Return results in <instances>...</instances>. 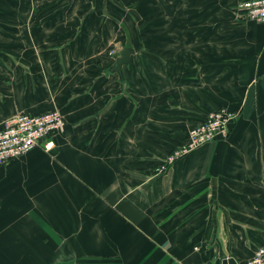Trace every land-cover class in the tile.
<instances>
[{
	"label": "crops",
	"instance_id": "obj_1",
	"mask_svg": "<svg viewBox=\"0 0 264 264\" xmlns=\"http://www.w3.org/2000/svg\"><path fill=\"white\" fill-rule=\"evenodd\" d=\"M21 1L0 3V127L5 118L19 112L41 113L58 109L55 106H66L70 116L85 115L91 121L102 112L103 123L121 125L119 139L125 138L127 107L137 123L145 122L142 115L156 112L157 107L167 112L171 121L175 113L181 118L178 122L192 123L189 128L222 107L238 111L239 118L230 125L227 136H218L177 158L164 178L148 182L157 185L167 215H172L166 216L165 230L142 226L140 221L132 230L126 220H140L142 215L127 213L125 197L110 200L114 206L117 202L119 209L105 201L103 195L111 194L110 187L118 186L119 194L124 193L127 181L123 176L94 179L88 185L104 190L89 195L87 203H95L101 210L54 214L59 219L62 214L85 218L81 227L75 222V228L82 231L71 233L73 222H60V228L65 227L61 234H37V252L24 243L25 234L19 236L10 225L5 230L12 245L17 236L20 242L16 245L24 250L17 257L7 250L8 257L0 258V264H147L145 257L156 250V240L165 241L170 251L176 252V259L169 257L168 264H223L227 257L245 264L264 244V22L247 19L238 10L243 0H217V27L198 28L207 35L191 36L187 24L176 36L178 46H172L170 52H138L126 45L134 51L118 72L113 69L116 61H110L109 56L118 40L110 24L102 25L100 33L95 32L96 25L78 32L79 8L88 4L78 0ZM98 4H93L94 11L100 10ZM234 8L242 16L233 13ZM49 80L51 84L59 82L56 95L47 92ZM145 80L149 88L143 86ZM129 94L137 101L132 107L126 104ZM147 95L155 103L148 108L142 104V100L147 103ZM163 100L166 105L159 106ZM188 130L178 145L187 139ZM60 131L50 135L53 145ZM53 148L40 144L8 164H0V188L5 187L7 178L4 193L26 197L22 200L25 210L3 213L0 218L20 215L22 231L33 229L30 219L46 218L39 210L30 211L31 192L40 193L47 184L44 177H38V187L31 190V171H39L45 164L30 161L50 154ZM48 238L58 241L54 251L62 257H44ZM113 252H118L117 257ZM151 256L157 264L156 256Z\"/></svg>",
	"mask_w": 264,
	"mask_h": 264
},
{
	"label": "rangeland",
	"instance_id": "obj_2",
	"mask_svg": "<svg viewBox=\"0 0 264 264\" xmlns=\"http://www.w3.org/2000/svg\"><path fill=\"white\" fill-rule=\"evenodd\" d=\"M14 1L21 0H0V3ZM78 2L88 4L83 10L79 8L78 32H84L96 25L95 32L100 33L101 26L107 23L114 30L115 38L118 40L111 46L113 48L109 51L110 61H116L119 51L126 45L134 46L138 52H149L150 50L170 52L172 46L175 49L178 46L179 39L177 37L183 33L187 24H189L191 36L207 35L205 30L198 31V28L203 29L204 25L217 27V0H78ZM94 3H99V11L93 10ZM233 13L241 15L236 8H234ZM171 37L176 38L172 41ZM142 76L147 79L145 75ZM56 84L59 85V82L51 84L49 80L46 85L50 86V90L46 91L56 95L58 92ZM143 86L149 88L148 80H145ZM127 88H131V85H128ZM33 91H37L36 88ZM39 91L42 97L43 89ZM54 95L51 96L52 102H55ZM129 96L131 97L127 98L126 104L132 107L137 101L133 99V95L129 94ZM144 98L147 103L142 100L143 107L148 108L151 104H155L150 101L149 95ZM165 105L166 101L163 100L159 106ZM54 108H58L63 112L66 125L56 135L60 138L53 145V150L49 151L50 154L48 153L46 156L37 155L30 161L35 164L38 162L45 164L41 170L31 171V175H33L30 178L31 190L34 191L35 187H38L35 180L38 177H44L47 184L41 187L40 193L37 191L31 192L30 211L39 210L45 213L46 218L30 219L33 229L27 227L25 231L21 230L20 222L23 219L20 215L16 218H0V258L8 257L7 250L9 253L12 251L15 257L24 250L21 249V245H16L20 242L17 240V236H14V245H12L9 239L10 235H7L5 230L10 225L14 226V232L18 231L19 236L21 233L25 234L26 242L24 243L31 244L34 250L38 246L39 235L37 234L59 235L65 230L64 225L60 228V222L64 224L73 222V230H69L71 233L82 231L75 228V222L81 227L80 222L85 221V218L79 217L77 219L73 215L71 217L74 218H70V214H62V219H59L54 218V214H57L56 211L60 210L62 213L72 210L79 212L101 210L102 208L95 207V203H87L89 195L93 196L104 190L103 187L88 185L91 182L90 180L93 181L94 179L106 180L112 178L117 180L119 177L125 178L123 180L127 181V186L124 193L119 194L118 186L110 187L109 193L111 194H104L103 197L113 209H119L120 205L116 202V206H114L110 203V200L118 201L117 196L125 197L127 213L132 216L136 211V213L142 215L140 220L133 218L126 220L132 230L140 226L139 221L142 226L155 225V227L158 226L159 229L165 230L166 216L171 218L172 215H167V204L157 185L148 182L159 180L162 175V178H164L165 173L170 169L168 167H171L175 161H167L170 149L179 142L183 134H186L189 125L192 123L178 122V119L181 118L175 113L172 115L174 121H171L167 117V112L161 111L158 107L156 112L142 115V118L146 119L145 122L137 123L136 117L132 115L133 112L131 113L129 107H127L124 124L125 138L119 139L118 128H121V125L118 127L117 123H103L101 120L102 112L97 114L95 121H91V117L86 118L85 115L80 118L75 115L70 116L69 108L66 106L62 108L55 106ZM187 126L188 128H186ZM179 131L181 133L177 134ZM41 152L44 153V151ZM54 152L55 154H53ZM6 164L8 163L6 162ZM6 180L7 178H5V187H7ZM60 181L61 184H59ZM5 187L0 188L2 189L0 190V214H13V211H15L14 214H17L25 210L26 205L22 200L25 201L26 197L19 196L16 198L7 191L4 193ZM113 193H115V196H112ZM37 194L44 197H38ZM142 194L145 196H142ZM174 217H176V214ZM143 223L146 225H143ZM155 242L157 244L156 250L147 251L150 252L145 257L147 264H156V261L150 260V254L156 256L157 264H168L167 260L171 256L176 259L177 254L175 251H170V244L159 240ZM57 243L58 241L55 240L54 243L49 241L48 238L47 244L49 247L46 245L45 258L62 257L58 251H54ZM213 252L217 254V250ZM41 253L40 250V255ZM113 253L117 257L118 252ZM133 254L134 252L131 251V260L134 258ZM166 256L168 257L165 258Z\"/></svg>",
	"mask_w": 264,
	"mask_h": 264
},
{
	"label": "built area",
	"instance_id": "obj_3",
	"mask_svg": "<svg viewBox=\"0 0 264 264\" xmlns=\"http://www.w3.org/2000/svg\"><path fill=\"white\" fill-rule=\"evenodd\" d=\"M238 10L249 19L264 22V0H243ZM238 112L227 107L209 113L207 118L189 128L187 139L175 147L167 161L173 162L218 136H227ZM66 119L59 109L41 113L19 112L5 118L0 127V164L19 158L43 144L50 149L54 141L50 135L63 130ZM245 264H264V244L258 246Z\"/></svg>",
	"mask_w": 264,
	"mask_h": 264
},
{
	"label": "water",
	"instance_id": "obj_4",
	"mask_svg": "<svg viewBox=\"0 0 264 264\" xmlns=\"http://www.w3.org/2000/svg\"><path fill=\"white\" fill-rule=\"evenodd\" d=\"M133 51H134V48L132 46H125L120 52V55L117 58L113 66V69L118 72H121L123 64L129 61V57ZM222 263L223 264H238V262L236 261L234 257H227L223 259Z\"/></svg>",
	"mask_w": 264,
	"mask_h": 264
}]
</instances>
